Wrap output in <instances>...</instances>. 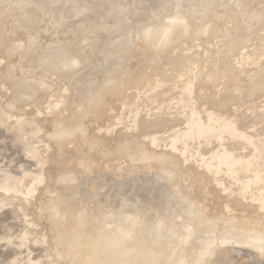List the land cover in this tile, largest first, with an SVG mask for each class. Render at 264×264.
<instances>
[{
	"label": "rangeland",
	"instance_id": "374dc122",
	"mask_svg": "<svg viewBox=\"0 0 264 264\" xmlns=\"http://www.w3.org/2000/svg\"><path fill=\"white\" fill-rule=\"evenodd\" d=\"M86 1L0 0V45H2L3 47L6 46V49L3 48L4 53L6 54L1 52L0 55V264H68L66 256L63 252V248L59 245L54 233L50 231V226L48 221L46 220V215L57 213V218H63L64 214L66 213L65 210L67 209V204L71 202L72 194L67 197L65 196V198L51 197L49 199H46V191H48V185L51 188L57 186L58 178L63 174L67 175L70 169L71 172L74 169L75 173L76 171H78L76 173L78 175H75V173L72 174L70 171V175L68 174V176H78L77 178H73L75 182L71 185L73 186L75 192L79 193V195L74 192L73 196H75L76 198L73 197L72 201H77V194L78 197H81L82 200V203L80 202V204L84 205L85 202L92 203V207H80L81 210H89V208L92 210L88 211V223L83 225V227H85V231L83 230L82 233L81 227L75 228V240L78 239V235L82 236L81 240L85 241L84 239H86L87 242L93 247H95L96 245H98V247H102L104 245L114 247L117 244L116 239H119V242L129 240L133 248V252L137 254L136 257L140 264H161V262L159 261H162L163 264H185L187 262L188 264H191L190 259L193 260V255L202 250V247H204L205 242L204 240H202V238L208 239L210 237H214L216 242L211 243L213 245L210 253L211 255L209 253L207 254V256L205 255L204 257L206 258H202L203 260L205 259L203 263L208 264L209 262L210 264H213L218 254H221L224 259H228V248H225L223 246L224 244H220V239L225 237L226 235L224 231L228 220V223H232L230 221L234 222L235 220L233 219H237L240 214L244 215V210L249 211L250 209H252V211H256H254V213L260 212V209H256L251 205H254L255 203L257 205L261 200V204L264 202V198L260 199V197H264L263 195L261 196V192H263L264 194V0H120L118 3H116L117 7L115 8L116 11L114 14L116 15L114 17V21L102 20L104 16L101 18L100 15L96 14L95 12L93 13V9L97 6V4H99L100 1ZM40 2L42 3V5L40 4ZM200 2L202 4V7L204 5V9L206 5L207 7L212 6L211 12L208 13L207 8L205 14H203L204 11L198 12L200 16H202L200 18L201 21L199 19V14L195 13V15L198 14L196 16H199L197 18L199 19L197 21L198 25H195L196 29L194 30V26H190V28L192 29L188 31L181 38V40L175 43V47H173L174 50L172 49L171 51L170 49L169 51H161L153 49L152 52L149 51L151 54L146 53V56L143 55V57L141 56L137 57L136 59L134 58L135 60H130V63L132 62L131 65L138 66H134L137 69L133 67L129 75L131 76L129 77L130 79L132 78L133 74L136 73V76L134 75L135 77L133 78L135 80L131 81L130 86H128L126 90V94L127 96H129V98H121V100L125 102V105L117 107V101L111 102V105L109 103L110 100H107L108 103L106 102L104 104V109H95V105L92 102H89L90 104L88 103L86 104L87 106H85L88 107L90 105L92 108L85 107V110H83L80 118L76 120L72 112V105L75 100L74 93L72 92L74 91L71 92V90L73 89L68 81L71 76L68 78L62 77L63 79H61V77H58L55 73L53 75L47 74L44 71L40 72L39 70H33L30 66L33 63L31 53H33L34 49H37L38 51L40 50V52L44 54H48L50 48L55 45L54 43H49L48 39L56 40L58 41L57 43H63L64 41H67L70 44L84 39L86 42H84V45L86 47L84 46L82 49H84V51L86 52L88 51V53L84 55V57L86 58V60H88L87 58L89 57V61L94 62L92 64L95 66V69L90 66V63L87 62L88 64L86 66L88 67L86 69L82 70L81 72L80 70L75 71L78 74L75 72L73 74H76L75 76L79 77V79L83 78L81 79V81L88 80V78L96 79L101 75L100 70L102 68L100 67V64L102 63L100 62L102 61L100 59H102L103 56L109 57L107 54V50L110 49V44L118 36L128 31L133 32L132 34L134 36H139L137 28L142 23L149 21V19L151 18L159 19L160 22H164L165 20L166 24H170L172 22V19H170L169 16H166V13L173 12L177 7L178 9H182V11H185L186 9L189 10L192 7H201L199 4ZM195 4L196 6H194ZM4 5L9 8V11L5 9L6 13L3 12L5 8H3ZM22 5L25 6V9L28 8L35 10L38 15V27L41 28V41H39L38 43L36 42L34 35L31 34L34 33V29H23L24 34H21L22 37L18 36L17 31L11 30L13 24H15V21L18 19L21 10L20 7ZM49 7L50 9H48ZM73 7H76V9H74ZM80 8H83L86 11L84 10V12L82 11V13H77ZM226 10H233L238 12L240 14V19L236 22L228 19ZM41 11L43 14L41 13ZM212 11L218 13V17H214L216 14L214 15ZM128 12L131 13L127 14ZM142 15L144 17H142ZM205 15L207 16V18H205L206 22L204 21L203 23L202 20H204L203 17H206ZM212 15L214 16L212 17ZM228 16H230V13H228ZM210 17L213 18V21L210 20ZM225 18H227L228 20ZM58 22L59 25H56L58 24ZM199 22L201 24L200 26ZM181 23L183 25H188L185 18L181 19ZM192 30H194L195 32ZM19 31L20 30H18V32ZM4 32L6 33V36ZM20 32H22V30ZM67 33L70 34L68 35ZM104 34H107L106 37ZM8 36L11 37V39ZM12 37H14V40ZM7 38H9V40ZM3 39L6 41L7 45L4 44V41H2ZM156 39L157 38L154 37V40ZM7 40L10 43L9 48V43ZM17 42H20V44H18ZM29 42H31V45ZM12 43H17L18 46H16V44L15 46H12ZM49 44L50 46L48 47ZM33 45H35L36 48ZM59 46H61V44ZM62 46L61 47L64 50H68V47L66 45L63 44ZM101 47L104 50H100ZM31 49L32 51H30ZM41 49L44 51H42ZM18 51L19 53H17ZM13 52L14 54L12 55ZM15 53L19 55L17 56ZM21 54H23L24 56L27 55V57H29L30 55V57L26 58L22 55V59V57H19L21 56ZM25 59H27V61ZM167 61H169L170 63H168ZM23 62L25 63L23 64L25 68L23 67V65H20ZM96 63L98 64V66ZM142 65L144 68L142 67ZM183 66H185L187 69ZM130 67L131 66H127V71L130 69ZM182 67L187 70L186 73L189 74V79L191 80L190 82L188 79V75L185 74ZM202 67H204V69ZM190 69L193 71L191 72L194 73L192 79L191 76L193 74H190ZM196 71H198V75L196 74ZM181 72H184L183 76L186 75L187 77L185 76V78H187L188 81L185 80V78L182 76L181 78L180 75L179 77L176 76L175 78H180L181 80L183 79L182 82L178 81L175 78H172L176 73L180 74ZM137 75H139L138 78H136ZM160 75H164L167 78L169 76L170 78H172V80L175 79V81H173V86H171V79L168 80L167 78H165L166 82H164L163 80L162 83L160 81V77L162 78V76ZM171 75L173 76L171 77ZM47 76L48 78H46ZM113 76L114 74H111L109 77H111V79L113 80ZM41 79L44 82L41 81ZM48 79L52 80V82ZM162 79H164V77ZM64 80L68 81L69 84L67 83L66 85H69V88L71 90H68L69 88H67L68 86L65 85ZM155 80H157V83L159 84L157 85V83L154 82L156 83L154 84V86L157 85L155 87L156 89H159L160 85L165 83V85L161 86L163 88L159 89L160 91L156 90L154 86H152L153 81ZM159 81L161 82V84ZM174 83L176 84V86H178L174 87ZM150 84L152 85L150 86ZM255 84L261 85L257 90L253 91L252 93H248V87ZM64 85L66 86V89L68 91L65 89ZM52 86H54L55 88L49 89L52 88ZM147 86L149 87L148 89ZM151 87L154 89H151ZM144 89L147 90L146 94H149L150 91L152 92L154 90L152 92L153 94L151 93L152 96L150 95L149 97L148 95H146V97L149 98H145L143 101L141 99H136L135 97L142 96V92ZM68 94H71V96H73L72 99ZM69 98L70 101L66 102H70L72 105L65 102L68 106L65 108L62 107L66 105L61 104V102L63 103L64 100ZM13 102H15V105H13ZM135 108L137 112H134ZM137 108L139 109V112L141 111V114L136 118L137 122H140L142 119L146 120V122L144 123L145 125L141 127V131L144 135L140 134V137L138 136V133L140 131L139 127L136 125H131L132 122L134 123V120L132 119L133 112L138 113ZM63 109H66V112H64ZM67 109L69 110V113L67 112ZM95 111H97L99 115V112L103 111L104 114L101 119L98 118L99 115L97 114V112L95 113ZM207 112L208 114L209 112L210 114L213 112L212 114L220 117L221 120L218 121L219 118L217 119L215 117L217 121H208L209 118V120L213 119L212 117H214L215 115L211 116V114L210 117L209 115H207L209 118L205 119L207 117ZM69 115H71V117ZM141 115H144V117ZM116 116L119 119L116 118ZM91 119L93 120L91 121ZM229 119H231V122H229ZM187 120L194 121V123L198 127H200L199 125H197L198 120V124H201V126L203 124L204 125L202 126V128L200 127V129H198L197 127L196 129L195 126H190L192 122L188 121V123H190H187L189 128H192L190 130H188L189 128L183 130L187 128ZM206 120L209 124H207ZM222 120L227 121L223 122ZM109 123H113L114 125L112 126V133L110 135V138L112 139L107 141L105 144H95V146L93 145L92 147L89 146L87 133H78L77 137H75L74 140L71 141H69L65 137V135L67 136V134L69 133L67 128L71 124L75 126H71L69 127V129L74 128L76 130L78 129V131H86L88 132V134L90 133V136L101 137L104 133V126L108 125ZM210 123H213L215 129L212 128L213 125H210ZM216 123L218 124L216 125ZM65 124L67 125L65 126ZM62 125H64L65 129L67 130H65ZM76 125H78V127ZM215 125L218 127H216ZM82 127H85L86 130L85 128L82 129ZM208 127L210 128V130ZM63 130L65 132H63ZM176 130L177 132L175 133V135H173L172 133H174ZM179 130L181 132H179ZM194 130L196 131V134L194 133ZM61 131L63 135L61 133L59 134V132ZM186 131H190L191 133ZM57 132L59 135L57 134ZM53 133L56 134V138H54L55 134L52 137L51 134ZM178 133L184 134V136L182 137L181 135H178ZM147 134H149L148 136H151L150 134H152V137L154 138L156 144L150 137H146ZM188 134L190 135V137H188ZM49 135H51V137H49ZM82 135H84V137ZM132 135H137L139 139H136V137H133ZM153 135L156 136V139L160 138V141H156L155 136ZM172 135V142L175 140L176 143V139H178L177 143L178 145L180 143V147L184 144H187L186 146L181 147V152L179 151V153H182V155L185 151L184 156H181V158L185 157V160L190 154H194V156L193 154L190 156V160H192L190 165L189 163H186L188 164V166L182 165L181 158H179L181 154H179V157L178 155H174L173 157L171 155L168 157L170 158L169 160L160 155L161 151L170 152L167 145L170 147V140L172 139V137L170 136ZM176 135L179 136V138ZM193 136L194 138H192ZM196 136H198V138H196ZM130 137L133 140L135 139L134 142L137 140L135 143L136 145L130 147L129 149L127 147H123L126 143L122 140L129 141V139L131 140ZM168 137H170L169 140ZM51 138H54V140H51ZM147 138L149 141L147 140ZM184 138L188 139L187 141H190L191 139V142H184ZM119 141H121L120 146H118ZM164 141H166L167 143L169 141L170 142L169 144L166 143L167 145L164 146ZM147 142H152L153 144H148ZM175 143H173V147H170L172 151H175V145L177 147V144ZM137 145H140V147L138 146L140 149L136 148ZM150 145L152 146L150 147ZM153 145L156 148H154ZM142 147L146 151H148L146 154L149 153L148 156H143L144 160H141L139 158L141 156L133 157L127 154V151L132 150V148L133 150H136L134 152H138L137 149L141 150L143 149ZM103 149L105 150L104 154ZM176 151L178 150L176 149ZM224 151L225 153L224 155H222ZM220 152L221 155L219 154ZM150 154L152 155V157L153 154H157L160 158L158 159L157 155L156 157L154 155V157L152 158ZM227 154L228 157L225 156ZM186 155L188 156L186 157ZM217 155L219 159L223 160L222 166L225 167H222L220 164H218L220 160L217 159ZM149 156L151 157V159H149ZM195 156L197 159H199L200 157V161L201 158H203V160L201 161L202 163H199L200 161L198 162L199 165L203 164V162H205L206 160L208 161V163H210L208 165H211V163L213 164L215 160L219 161L215 162L218 164L216 165L217 167L220 166V168L218 167V169L216 170L220 174L216 173L215 171L216 179L214 180V182L211 176L208 174V171H203L202 169L204 168H199L198 163H195L196 165L193 164L194 162H197V159L194 158ZM146 157L149 158L147 159ZM190 157H188V160ZM211 157L213 158L211 159ZM137 158H139L140 160H138ZM169 161L173 162L170 163ZM180 161L181 164L179 165L178 163H180ZM207 161L205 163H207ZM227 161H229L231 164ZM215 162L213 166H215ZM226 162L229 164H227ZM228 165H230V169L228 168V173L225 171V173L228 174L226 175L223 171L226 170L224 168H227ZM166 166L168 167V169L166 168ZM216 166L215 168H217ZM221 169H223V171ZM168 170L169 173L172 170V173H170L171 175L167 173ZM221 173L223 175H221ZM224 176L227 179H225ZM221 177L224 179H222ZM33 178L41 179L43 183H40V185L36 182V180H32V182L31 179ZM209 178L211 182H208ZM34 182L36 183L34 184ZM35 185H40L39 189L36 191L35 189L38 188V186L35 187ZM133 186L135 188H133ZM201 186H203L206 190L207 198L203 200V198L201 197V199H199L200 201H197V198H200L201 196L197 194V192H199L198 189L199 187L201 188ZM242 186L243 188L247 186V191H249L248 193H246L247 191L245 190V194L240 195H244V198L236 196V194L234 195L237 190L242 189ZM222 187L225 188L222 189ZM257 187H259V189L261 188L260 190L263 191H260L259 189H257ZM256 189L259 190L258 194H260V196L255 193L257 192ZM231 192L233 193L230 194ZM249 193H254L255 195H253H257L260 200L257 199L258 197L256 198L257 200L253 199L255 198L253 197V195V198H250L251 195ZM246 194H249V198L248 196H245ZM231 195L236 196L237 199L235 197L231 198ZM183 198L187 199L184 200ZM241 198L243 200L245 199L244 201L248 204H245V202L241 200ZM45 199L47 200V202L45 203V207L48 208H45V212L41 213L39 206ZM58 199L60 200L59 203L61 202L60 205L58 203ZM251 199L254 201H251L250 203L249 200ZM227 201H229V204ZM158 202L160 203L158 204ZM47 203L51 205H48ZM65 203L66 205H64ZM100 205L109 209L112 207L115 209H122V212L119 214L120 217L119 215L117 217L118 220L113 221L108 215L110 213L105 212L102 215L106 214L105 216L107 217H103L101 215L99 216L100 221H94L95 219L92 218H95V216L99 214ZM189 205H191V208H189ZM50 206H52V209L53 207L55 208V210L53 209V212L52 209H50ZM62 206L65 209V212L61 210ZM219 206H221L222 208ZM239 206L240 208H238ZM247 207L250 209H247ZM192 208L194 209L193 212L191 211L193 214L189 213L190 209ZM48 209L51 210L50 213L48 212ZM236 209H239L238 212L236 211ZM240 209L241 212L239 213ZM46 210H48V213L46 212ZM123 210L129 213V215H127V213L125 214V211L123 212ZM263 210L264 209H261V211L264 213ZM219 211L225 213H220ZM62 213L63 215H60ZM123 213L125 215H123ZM213 214L216 216L218 214L216 218L221 217L220 222L218 224H214L215 227H212L213 223L211 224L210 221V219H212V216L215 217ZM234 214L235 218L233 217ZM133 215L135 217H133ZM236 215H238V217H236ZM256 215H258V213ZM56 216H54V218H56ZM106 218L107 220L105 221ZM139 218L144 219V222L141 219L139 220ZM150 218L152 219L153 224L150 222ZM131 219L137 223L133 222ZM238 219L241 220L242 217H239ZM140 221H142L143 223ZM146 221L151 224V227ZM159 222L161 224H159ZM63 223L64 222H60L62 226L60 225L57 229L58 235L61 237L62 235H64L63 240H65L64 238H66L67 240L69 237L68 241H71L72 231H67L69 229H67L66 225ZM139 223H142L144 225L143 227V225L140 224V227L145 228L144 230L148 229L146 231V235H142L145 234V232L142 228H139ZM146 223L148 226L146 225ZM189 223L191 224L189 225ZM195 223L197 226L195 225ZM123 224H125V226ZM199 224L204 225L203 227H201ZM210 224L212 226H210ZM88 225H90V227ZM154 225L156 226V228H158L157 226L159 225H162L164 227L166 225L169 228H165L169 231H167V233L164 227L163 229L153 228V233L148 227L152 228L154 227ZM183 226L184 228H186L187 226V230L191 228L196 233V235L192 230H190L189 232L184 229ZM218 226L220 228H218ZM73 229L74 228H72V230ZM183 229L186 230V232L183 231ZM211 229L215 231L216 236L213 234L214 232L212 233ZM140 230L142 232H140ZM162 230L164 232H162ZM220 230L222 233L220 232ZM126 231L128 232V237L129 235L132 236L131 238L123 236ZM206 231L208 233H206ZM247 231L252 232L254 231V228H247L243 231L245 233V240L248 236L250 240L252 237L251 235L247 234ZM184 233H186V235ZM209 233H211V235H209ZM168 234L170 235L169 239L167 237ZM183 234L186 237H184ZM90 235L92 240H90ZM94 235L97 239L93 237ZM187 236H189L190 238ZM205 236H207V238ZM218 236H220L221 238L219 237L216 239L215 237ZM136 237L139 238V240H141L142 242H138L139 240L137 241ZM144 237L145 239L146 237H148L152 240L147 238V241L144 239ZM197 237H199V239H197ZM154 238L155 240H153ZM177 238L179 241H177ZM185 238H188L189 240L187 239L185 241ZM108 239L113 240H110V242ZM180 239H183L182 241H185V244H180ZM195 239L198 242H196ZM66 240L65 242H67ZM149 240L150 242L152 241V243H150ZM164 240H166L165 244ZM175 240L177 243L174 242ZM145 241L147 242V244H145ZM158 242H161L160 244H162V246L160 244L158 245ZM195 242L197 244H194ZM112 243H114V245ZM143 243L144 245H142ZM214 243H217V245L219 244L222 251H219L220 247L218 246L219 248H217V245H215ZM168 244H171L170 246L172 247L168 246ZM177 244L182 246L179 247ZM198 244L203 246H200ZM137 245H142L144 246V248L141 247L140 249V247H138ZM155 245H157L158 249H156L157 247ZM176 245L179 247V249ZM225 245L229 246L228 244ZM238 245L239 247H237ZM159 246H161L162 249L159 248ZM222 246L224 247L225 252L223 251ZM199 247L201 249H199ZM213 247H215L216 251H218L216 252ZM235 247L238 250H243L244 246L241 244H237ZM235 247L234 249L229 247V250H237ZM195 248L198 249V251ZM252 248L253 247H248L245 249H248L252 252L256 250V247L253 248L254 250H252ZM187 249H190V251H187ZM175 250L179 251L176 252ZM194 250L197 252H195ZM185 251L187 252L185 253ZM213 251L214 254L215 252L217 253V255L215 254V257L212 256L214 255L212 254ZM151 253H153V255H151ZM154 255H157L155 259L153 258L155 257ZM207 257H212V259L210 260L211 262ZM260 257L261 255H258L255 260L259 261L262 258ZM159 258L160 260H158ZM167 260L169 261L167 262ZM180 260H183V263H180L182 262ZM184 260H186L185 263ZM154 261L155 263H153ZM193 262L194 260L192 261V264Z\"/></svg>",
	"mask_w": 264,
	"mask_h": 264
},
{
	"label": "bare ground",
	"instance_id": "6f19581e",
	"mask_svg": "<svg viewBox=\"0 0 264 264\" xmlns=\"http://www.w3.org/2000/svg\"><path fill=\"white\" fill-rule=\"evenodd\" d=\"M2 1V0H1ZM23 1V0H22ZM43 1V0H42ZM60 1V0H59ZM65 1V0H64ZM68 1V0H67ZM72 1V0H71ZM84 1V0H83ZM86 1V0H85ZM120 0H118V1H113L112 3H114L113 5H111L112 6V11H113V13H115V11H116V3H118ZM11 2V1H10ZM30 2V1H29ZM63 2V1H62ZM77 2V1H76ZM87 2V1H86ZM89 2V1H88ZM126 2V1H125ZM27 3V2H26ZM45 3V2H44ZM71 3V2H70ZM95 3H96V1H95ZM14 4V3H13ZM25 4V3H24ZM40 4L42 5V3L40 2ZM39 4V5H40ZM78 4H80V3H78ZM91 4H92V2H91ZM122 4H123V2H122ZM126 4H128V3H126ZM200 4V6L201 7H197V8H190L189 10H185V11H182V9H178V7L177 8H175V10L173 11V12H171V13H166V16H169L170 17V19H172V22L170 23V24H166L165 23V20H164V22H160V20L159 19H156V18H151V19H149V21H147V22H145V23H142L137 29H138V31L137 32H139V36H134L132 33L133 32H126V33H124V34H122V35H120V36H118L115 40H113L112 41V43L110 44V49L109 50H107L108 52H107V54H108V56L109 57H107L105 54V56L106 57H104L103 56V58L102 59H100L102 62H100V63H102V64H100V67L102 68L101 70H100V72H101V75L99 76V77H97L96 79H89L88 78V80H83V81H81V79H83V78H81V79H79V77H76L75 75L76 74H73L75 71H79L80 70V72L82 71V70H84V69H86L88 66H86L88 63H90V66L91 67H95L92 63H94V62H90L89 61V57L87 58L88 60H86V58L84 57V55H86L87 53H88V51L86 52V51H84V49H82L85 45H84V42H85V40L84 39H81L80 41H78V42H75V43H73V44H70L69 42H67V41H64L63 43H57L58 41H56V40H53V39H48V42L49 43H54L55 45H53L51 48H50V50H49V53L48 54H44V53H42V52H40V50L38 51L37 49V51L34 49L33 50V53H31V57H32V60H33V63L30 65L31 66V68L33 69V70H39L40 72L41 71H44V72H46L47 74H56L58 77H61V79H63L62 77H64V78H68V77H70V79L68 80L69 81V83H70V85H71V87H72V89L73 90H71L70 88H69V85H66L67 83H68V81H65V85L66 86H68L67 88H69L68 90H71V92L72 91H74V92H72V93H74V97H75V100H74V102H73V105L70 103V105H72V112H73V114H74V116H75V118H76V120H78L79 118H80V116L82 115V112H83V110H85V107L87 106L86 104H88L89 102H92L94 105H95V109H98V108H103V106H104V108H105V103L107 102V100H110V104L112 105V103L111 102H116L117 101V104H116V106L118 107V106H121V105H125V102L124 101H122L121 100V98H123V97H125V98H129V96H127V94H126V90H127V88H128V86H130V83H131V81H134L135 79H133L135 76H136V73L135 74H133V76H132V78H130L129 79V77H131V76H129L130 75V73H131V69H133V67L134 66H136V65H131L132 64V62L130 63V60L131 59H136L137 57H143V55H145L146 53H150L149 51H151L152 52V50L153 49H157V50H161V51H169L170 49H171V51H172V49H173V47H175L174 45H175V43L177 42V41H179V40H181V38L188 32V31H190L192 28H190V26H194V30L196 29V27H195V25H198L197 24V21L202 17V16H200V14L198 13V12H202V11H204L203 12V14H205V12H206V10H207V12L208 13H210L211 12V7H207V5L205 6V9L203 8L204 7V5H203V7H202V4H201V2L199 3ZM198 4V5H199ZM7 5V4H6ZM16 5H18V4H16ZM73 5V4H72ZM26 6H28V5H26ZM71 6V5H70ZM194 6H196V4L194 5ZM216 6V5H215ZM5 7V8H4ZM25 6L24 5H22L21 7H20V13H19V16H18V19L15 21V24H13V26H12V28H11V30L12 31H17V34H18V36H21V34L23 33V29L24 30H31V29H34V33H31V34H33L34 35V38L36 39V42L38 43L39 41H41V38H40V36H41V28H39L38 27V25H39V19H38V15H37V13H36V11L35 10H33V9H28V8H24ZM90 7V6H89ZM123 7V6H122ZM3 8H4V13H6L5 12V9H9L7 6H3ZM71 8V7H70ZM74 8V7H73ZM207 8V9H206ZM2 9V8H1ZM48 9H50V7L48 8ZM72 9V8H71ZM74 9H76V7L74 8ZM78 9V8H77ZM118 9V8H117ZM125 9V8H124ZM6 10V11H7ZM37 10V9H36ZM55 10V9H54ZM97 11V9H93V11ZM9 11V10H8ZM40 11V10H39ZM53 11V10H52ZM56 11V10H55ZM58 11H59V9H58ZM57 11V12H58ZM61 11H63V10H61ZM71 11V10H70ZM86 11V10H85ZM51 12V11H50ZM75 12V11H74ZM84 12V11H83ZM213 13H214V15H212V17L214 16V17H216L217 16V14L218 13H215L214 11H212ZM2 13V12H1ZM41 13H42V11H41ZM52 13V12H51ZM76 13V12H75ZM74 13V14H75ZM82 13V12H81ZM88 13V12H87ZM94 13V12H93ZM126 13V12H125ZM129 13H131V12H128L127 14H129ZM183 13H184V15H183ZM195 13H198L199 14V16H196V15H198V14H196L195 15ZM225 13V12H224ZM228 13H230V16H228ZM3 14V13H2ZM43 14V13H42ZM50 14V13H49ZM124 14V13H123ZM212 14V13H211ZM210 14V15H211ZM226 14H227V18L228 19H230V20H233V22H236V21H238L240 18V14L238 13V12H236V11H233V10H230V11H228V10H226ZM7 15H9V14H7ZM52 15V14H51ZM51 15H50V17H51ZM73 15V14H72ZM115 15L116 14H114V17H115ZM122 15V14H121ZM201 15H202V13H201ZM207 15V14H206ZM205 15V16H206ZM5 16V15H4ZM14 16H15V14H14ZM43 16V15H42ZM53 16V15H52ZM61 16V15H60ZM66 16H67V13H66ZM79 16V15H78ZM77 16V17H78ZM86 16V15H85ZM84 16V17H85ZM204 16V15H203ZM142 17H144L143 15H142ZM185 18L186 19V22H187V24L188 25H183L182 23H181V19H183V18ZM199 17V19H197ZM212 17H210L211 19L210 20H212L213 18ZM218 17V16H217ZM61 18V17H60ZM67 18V17H66ZM74 18V17H73ZM73 18H71V19H73ZM86 18V17H85ZM134 18V17H133ZM204 18V20H202V22L204 23V21L206 22V19L205 18H207V16L206 17H203ZM202 18V19H203ZM221 18V17H220ZM227 18H225V19H227ZM8 19V18H7ZM53 19H55V18H53ZM165 19H167V18H165ZM215 19V18H214ZM227 19V20H228ZM60 20V19H59ZM126 20V19H125ZM133 20V19H132ZM162 20V19H161ZM6 21V20H5ZM141 21V20H140ZM200 21H201V19H200ZM213 21V20H212ZM3 22V21H2ZM133 22V21H132ZM137 22V21H136ZM201 22V23H202ZM214 22H215V20H214ZM6 23V22H5ZM138 23V22H137ZM2 24V23H1ZM47 24V23H46ZM56 24V23H55ZM79 24V23H78ZM77 24V25H78ZM82 24V23H81ZM132 24V23H131ZM134 24V23H133ZM210 24V23H209ZM213 24V23H212ZM9 25V24H8ZM12 25V24H11ZM54 25V24H53ZM56 25H59V22H58V24H56ZM55 25V26H56ZM76 25V26H77ZM87 25V24H86ZM201 24H200V22H199V26H200ZM4 26V25H3ZM85 26V25H84ZM134 26V25H133ZM213 26V25H212ZM9 27V26H8ZM6 28H7V26H6ZM81 28H83V27H81ZM198 28H201V27H198ZM2 29V28H1ZM134 29V28H133ZM211 29V28H210ZM213 29V28H212ZM7 30V29H6ZM18 30H22V32H18ZM194 30H192V31H194ZM2 31V30H1ZM55 31V30H54ZM60 31V30H59ZM210 31V30H209ZM26 32V31H25ZM48 32V31H47ZM46 32V33H47ZM68 32V31H67ZM70 32V31H69ZM195 32V31H194ZM5 33V32H4ZM60 33V32H59ZM71 33V32H70ZM69 33V34H70ZM20 34V35H19ZM24 34V33H23ZM26 34H27V32H26ZM68 34V33H67ZM68 34V35H69ZM72 34V33H71ZM78 34V33H77ZM76 34V35H77ZM135 34V33H134ZM189 34H190V32H189ZM12 35V34H11ZM15 35V34H14ZM28 35V34H27ZM63 35V34H62ZM65 35V34H64ZM105 35V34H104ZM107 35V34H106ZM106 35H105V37H106ZM192 35V34H191ZM5 36H6V33H5ZM32 36V35H31ZM71 36H73V35H71ZM9 37V36H8ZM22 37V36H21ZM20 37V38H21ZM65 37H67V36H65ZM69 37V36H68ZM154 37H156L157 39L156 40H154ZM10 39H11V37H9ZM9 38H7L8 40H9ZM13 38V40H14V37H12ZM31 38V37H30ZM108 38V37H107ZM4 39H6V38H4ZM2 40V41H4V44H6V41L5 40ZM22 39H24V38H22ZM32 39V38H31ZM30 39V40H31ZM7 40V41H8ZM25 40H26V38H25ZM33 40V39H32ZM10 41H12V40H10ZM28 41V40H27ZM32 42H34V41H32ZM35 42V43H36ZM8 43H9V41H8ZM18 43V42H17ZM17 43H15L16 44V46H18L17 45ZM30 43V45H31V42H29ZM28 43V44H29ZM36 43V44H37ZM41 43V42H40ZM86 43V42H85ZM2 44H3V42H2ZM13 44V43H12ZM15 44H13L12 46H15ZM18 44H20V42L18 43ZM21 44H23V43H21ZM25 44H26V42H25ZM34 44V43H33ZM35 44V45H36ZM61 44V46L64 44V45H66L67 47H68V50H64L61 46H59ZM230 44H232V43H230ZM7 45V44H6ZM35 45H33L34 47H35ZM104 45H105V43H104ZM9 46H10V43L8 44V48H9ZM11 46V47H12ZM25 46V45H24ZM50 46V44L48 45V47ZM32 47V46H31ZM41 47H42V44H41ZM47 47V46H46ZM62 49H61V48ZM86 47V46H85ZM226 47H228V46H226ZM3 48H5L6 49V46L5 47H3L2 45H0V55H1V52H3L4 53V49ZM14 48V47H13ZM27 48H28V46H27ZM36 48V47H35ZM38 48V47H37ZM45 48V47H44ZM19 49H20V47H19ZM24 49V48H23ZM30 49V48H29ZM33 49V48H32ZM32 49L30 50V51H32ZM40 49V48H39ZM46 49V48H45ZM49 49V48H48ZM28 50V49H27ZM42 50V49H41ZM100 50H104L102 47H101V49ZM174 50V49H173ZM8 51H9V49H8ZM8 51H6V52H8ZM42 51H44V50H42ZM46 51V50H45ZM225 51V50H224ZM21 52V51H20ZM25 52H28V51H25ZM92 52V51H91ZM17 53H19V51L17 52ZM17 53H15L16 55H17ZM104 53H105V51H104ZM4 54H6V53H4ZM14 54V52L12 53V55ZM26 54V53H25ZM93 54V53H92ZM151 54V53H150ZM149 54V55H150ZM19 55V54H18ZM17 55V56H18ZM22 55L23 54H21V56H19V57H22ZM24 56V55H23ZM146 56V55H145ZM4 57V56H3ZM24 57H26V58H29L30 57V55H29V57H27V55L26 56H24ZM147 57H148V55H147ZM146 58V57H145ZM144 58V59H145ZM22 59H23V57H22ZM91 59V58H90ZM93 59V58H92ZM134 59V60H135ZM141 59V58H140ZM143 59V58H142ZM26 61H27V59H25ZM146 60V59H145ZM149 60V59H148ZM23 61V60H22ZM28 61H29V59H28ZM31 61V60H30ZM141 61V60H140ZM25 62V61H24ZM21 63L20 65L22 66L23 64H25V63ZM88 62V63H87ZM149 62V61H148ZM168 63H170L169 61H167ZM136 63V62H135ZM134 63V64H135ZM147 63V62H146ZM97 64V63H96ZM129 64V65H128ZM143 64V63H142ZM183 64V63H182ZM165 65V64H164ZM172 65H174V64H172ZM8 66V65H7ZM9 66H11V65H9ZM97 66H98V64H97ZM96 66V67H97ZM127 66H131L130 67V69L127 71ZM138 66V65H137ZM136 66V67H137ZM170 66V65H169ZM176 66V65H175ZM4 67H5V65H4ZM23 67H24V65H23ZM142 67H143V65H142ZM146 67V66H145ZM183 67H185V66H183ZM182 67V69H183V71L185 72V74H187L186 72H187V68L186 69H184ZM7 68V67H6ZM11 68V67H10ZM18 68V67H17ZM25 68V67H24ZM135 68V67H134ZM144 68V67H143ZM203 69H204V67H202ZM8 69V68H7ZM7 69H6V71H7ZM95 69V68H94ZM135 69H137V68H135ZM192 69V68H191ZM190 69V74H193L192 76H191V79L193 78V76H194V73H192L193 71ZM202 69V70H203ZM162 70V69H161ZM186 70V71H185ZM95 71V70H94ZM99 71V70H98ZM134 71V70H133ZM163 71V70H162ZM179 71V70H178ZM177 71V72H178ZM182 71V70H181ZM192 71V72H191ZM97 72V71H96ZM166 72V71H165ZM180 72V71H179ZM184 72H181L182 73V75H181V73L179 74V73H176V74H178V75H176L175 74V76L174 77H172L173 75H171V77L172 78H175L176 76H178L179 77V75H180V77L182 76V77H184L185 78V76H183L184 75ZM197 72L198 71H196V74H197ZM201 72V71H200ZM199 72V73H200ZM75 73H77V72H75ZM167 73V72H166ZM73 74V75H72ZM78 74V73H77ZM111 74H114V78H113V80L111 79V77H109ZM164 74V73H163ZM169 74H172V73H169ZM208 74V73H207ZM98 75V74H97ZM135 75V76H134ZM188 75V79L190 78L189 77V74H187ZM198 75V74H197ZM204 75V74H203ZM138 76L139 75H137V77L136 78H138ZM160 76H162V75H160ZM168 76V75H167ZM86 77V76H85ZM88 77V76H87ZM164 77V79H162ZM181 77V78H182ZM187 77V76H186ZM203 77V76H202ZM46 78H48V76L46 77ZM46 78H45V80H46ZM51 78V77H50ZM162 78L160 77V81L162 82L163 80H164V82H166L165 81V78H167V77H165L164 75L162 76ZM172 78H170L169 76H168V80H172ZM206 78H208V77H206ZM210 78V77H209ZM162 79V80H161ZM175 79H177L178 81H181L182 82V80L180 79H178V78H175ZM175 79H173L172 80V83H171V81H170V83L172 84L171 86H173V81H175ZM36 80H38V79H36ZM48 80H50V79H48ZM67 80V79H66ZM159 80V79H158ZM185 80H187V78H185ZM184 80V81H185ZM200 80V79H199ZM211 80H212V78H211ZM41 81H43L42 79H41ZM51 82H52V80H50ZM159 81V82H160ZM188 81V80H187ZM191 80L189 79V82H190ZM195 81V80H194ZM44 82V81H43ZM42 82V83H43ZM154 82H156L157 83V80H155V81H153V85L152 84H150V86L152 85V86H154V84H156V83H154ZM161 82H160V84H161ZM64 83V82H63ZM68 83V84H69ZM163 83V82H162ZM168 83V82H167ZM178 83H180V82H178ZM15 84H17V83H15ZM14 84V85H15ZM175 84V83H174ZM176 84H177V82H176ZM176 84L174 85V87L176 86ZM187 84V83H186ZM44 85V84H43ZM42 85V86H43ZM52 85V84H51ZM55 85V84H54ZM64 85V86H65ZM157 85H159L158 83H157ZM157 85H155L154 86V88L157 86ZM162 85H165V83L164 84H162ZM162 85H160V87H159V89H161V88H163V87H161ZM260 85L261 84H255V85H253V86H250V87H248V93H252L253 91H255V90H257L259 87H260ZM17 86V85H16ZM66 86H65V89H66ZM178 86V85H177ZM176 86V87H177ZM18 87V86H17ZM50 87V86H49ZM188 87V86H187ZM53 88H55L54 86H52V88H49V89H53ZM64 88V87H63ZM146 88V87H145ZM149 87L147 86V89H148ZM154 88H152L151 87V89H154ZM156 89V88H155ZM159 89H156V90H159ZM67 90V89H66ZM67 90V91H68ZM156 90H155V92H156ZM144 91H145V93H144ZM146 89H144L143 90V92H142V96L141 97H135L136 99H138V100H144L145 98H149L150 97V95H151V93L154 91H150V93L149 94H146ZM160 91V90H159ZM153 94V93H152ZM69 95V94H68ZM146 95H148L149 97H146ZM69 96H71V94L69 95ZM69 96H67V97H69ZM152 96V95H151ZM72 97L73 96H71V99H72ZM14 99V98H13ZM12 99V100H13ZM131 99H132V97H131ZM151 99V98H150ZM11 100V101H12ZM119 100H121V101H119ZM149 100V99H148ZM68 101H70V98L69 99H66V100H64V102L62 103L61 102V104H65L66 105V103ZM66 102V103H65ZM72 102V101H71ZM14 103V104H13ZM13 103H10V104H13V105H15V102H13ZM69 103H67V104H69ZM108 103V102H107ZM90 104V103H89ZM119 104V105H118ZM60 105V104H59ZM70 105H69V107H70ZM86 105V106H85ZM92 105V104H91ZM29 106H31V105H29ZM68 105H66V106H62V107H67ZM93 106V105H92ZM115 106V107H116ZM18 107V106H17ZM61 107V106H60ZM61 107V108H62ZM69 107H68V109H69ZM89 108L91 107L90 105L88 106ZM88 107H86V108H88ZM110 107H112V106H110ZM114 107V108H115ZM30 108V107H29ZM92 108V107H91ZM103 108V109H104ZM31 109V108H30ZM32 109H33V107H32ZM67 109V110H68ZM138 109V108H137ZM143 109V108H142ZM141 109V110H142ZM28 110V109H27ZM35 110V109H34ZM33 110V111H34ZM64 110V109H63ZM66 110V109H65ZM64 110V112H66ZM61 111H62V109H61ZM94 111V110H93ZM100 111H101V109H100ZM147 111V110H146ZM68 113H69V110L67 111ZM97 111H95V113H96ZM134 112H137L136 111V108L134 109ZM133 112V120H134V123L132 122V124L131 125H136V126H138L139 127V129H140V131H139V137L141 136V135H144L143 134V132L141 131V127H143V125H145L144 123L146 122V120H144V119H142L140 122H137V120H136V118L141 114V111L139 112V109H138V113H134ZM94 113V114H95ZM100 113V115L98 114V112H97V114L100 116H98V118L99 119H101L102 118V116H103V111L102 112H99ZM213 113V112H212ZM211 113V114H212ZM216 113V112H215ZM84 114H86V113H84ZM137 114V115H136ZM210 112H209V114H208V112H207V114H206V116L207 115H209V117H210ZM145 115V114H144ZM144 115H141V116H143L144 117ZM147 115V114H146ZM213 115H215V114H212L211 116H213ZM70 117H71V115H69ZM85 116V115H84ZM88 116V115H87ZM95 116V115H94ZM136 116V117H135ZM140 116V117H141ZM96 117V116H95ZM208 116L205 118V119H207V118H209ZM218 119V121H220L221 120V118L220 117H218V116H214V117H212L213 119H211V120H209L208 119V121H210V122H212V120H213V122H214V120H216V118ZM74 118V119H75ZM97 118V119H98ZM115 118V117H114ZM116 118H118L117 116H116ZM94 119H96V118H94ZM119 119V118H118ZM118 119H116V120H118ZM47 120H48V117H47ZM84 120V119H83ZM93 119H91V121H92ZM115 120V119H114ZM132 120V121H133ZM161 120V119H160ZM159 120V121H160ZM230 120V121H229ZM228 121L229 122H231V119H229ZM80 121V120H79ZM90 121V122H91ZM188 121L189 122H192V123H194V121H190V120H187L186 121V124L188 123ZM197 121V120H196ZM201 121V120H200ZM207 121V120H206ZM208 121H207V124H209L208 123ZM217 121V120H216ZM223 121V120H222ZM225 121H227V120H225ZM225 121H223V122H225ZM88 122V121H87ZM50 123V122H49ZM74 123V122H73ZM77 123V122H76ZM153 123H156V122H153ZM190 124V123H188V124H190V126L191 125H193V126H195V128L197 129V127L198 126H196V124L194 123V124ZM199 123V120L197 121V125H199L201 128H202V126L204 125H202L201 126V124H198ZM218 123H220V122H218ZM218 123H216V125L218 124ZM78 124H79V122H78ZM188 124L186 125L187 126V128H185V129H183V130H186V129H188L189 128V126H188ZM215 124V123H214ZM221 124H222V122H221ZM67 124H65V126H66ZM85 125V124H84ZM157 125H159V124H157ZM157 125H155V126H157ZM166 125H168V124H166ZM206 125V124H205ZM210 125H213V123L211 124L210 123ZM215 125V126H216ZM224 125H225V123H224ZM227 125V124H226ZM63 126V128L65 129V127H64V125H62ZM71 126H75V125H70L69 127H71ZM77 127H78V125H76ZM80 126V125H79ZM87 126V125H86ZM85 126V127H86ZM112 126H114L113 125V123L111 124V123H109L108 125H106V126H104V128H103V134H102V136L101 137H99L98 135V137H94V136H90L89 134H88V132H86V131H78V129L76 130V129H74V128H70L69 129V127L67 128L68 129V131H69V133L67 134V136L65 135V137L69 140V141H71V140H74V138L75 137H77V134L78 133H80V134H84V133H87V136H88V138H87V140H88V145L89 146H95V144H105L107 141H109V140H111L112 138H110L111 136V133H112ZM148 126V125H147ZM221 126V125H220ZM77 127H75V128H77ZM85 127H82V129L83 128H85ZM91 127V126H90ZM162 127V126H161ZM200 127H198V129H200ZM212 127V126H211ZM216 127H218V126H216ZM165 128H166V126H165ZM192 127H190L188 130H190ZM206 128H207V126H206ZM209 128V127H208ZM212 128H214V125H213V127ZM226 128V127H225ZM67 129H65V130H67ZM74 129V130H73ZM193 129H194V127H193ZM192 129V130H193ZM215 129V128H214ZM85 130H86V128H85ZM167 130V129H166ZM182 130V131H183ZM192 130H191V132H192ZM209 130H210V128H209ZM205 131V130H204ZM203 131V132H204ZM206 131H208V130H206ZM63 132H65L64 130H63ZM67 132V131H66ZM177 132V130L174 132V133H172L173 135H175V133ZM179 132H181L180 130H179ZM186 132H189V133H191L190 131H186ZM196 131L194 130V133H195ZM62 134V131L61 132H59V134ZM183 133V132H182ZM184 133H185V131H184ZM199 133V132H198ZM207 133V132H206ZM55 133H53V134H51L52 135V137H53V135H54ZM57 134H58V132H57ZM58 134V135H59ZM141 134V135H140ZM193 134V133H192ZM191 134V135H192ZM196 134V133H195ZM200 134V133H199ZM198 134V135H199ZM205 134V133H204ZM51 135H49V137H51ZM58 135H57V137H58ZM63 135V134H62ZM86 135V134H85ZM137 135L136 136H133V137H136V139L138 138L137 137ZM149 134H147L146 135V137L148 136ZM151 136H148V137H150L153 141H154V138L152 137V134H150ZM173 135L172 136H170V137H172V139L170 140L171 142H172V140H173ZM178 135H181L182 137L184 136V134H179L178 133ZM186 135V134H185ZM189 135V134H188ZM83 137H84V135H82ZM131 136V137H132ZM153 136H155V135H153ZM177 136V135H176ZM200 136V135H199ZM202 136V135H201ZM60 137H61V135H60ZM130 137V138H131ZM170 137H168V140H169V138ZM178 138H179V136H177ZM188 137H190V135L188 136ZM187 137V138H188ZM54 138H56V134H55V137ZM54 138L52 139L51 138V140H54ZM149 138V139H150ZM192 138H194V136L192 137ZM196 138H198V136H196ZM139 139V138H138ZM144 139V138H143ZM155 139H156V136H155ZM185 139V138H184ZM190 139V138H189ZM133 139L131 138V140L129 139V141L128 140H122V141H124L126 144H125V146H123V147H127L128 149L130 148V147H133V146H135L136 144V141L134 142V140L132 141ZM147 140H148V138H147ZM160 141V138L159 139H156V141ZM180 140H183V139H180ZM188 139H185V141L184 142H186ZM193 140V139H192ZM149 141V140H148ZM167 141V140H166ZM166 141H164V143H163V145L165 146V145H167V144H169V142L167 143ZM177 141H178V139H176V143H175V140L171 143L170 142V147H173L174 146V144L173 143H175V144H177V147H179V148H177L176 147V145H175V148L178 150V151H176V149H174L175 151H172V149L167 145V147L169 148V150H170V152H163V151H161L160 152V155L162 156V157H165V159L167 158V160H169L170 158H168L169 156H171L172 155V157L174 156V155H178V157H179V154H181L180 155V157L179 158H181V156H184V152H183V155H182V153H179V151L181 152V147H183V146H186L185 144L183 145V144H181V145H183V146H179L180 145V143H179V145H178V143H177ZM196 141V140H195ZM155 142V141H154ZM181 142V141H180ZM188 142H191V139H190V141H187V143ZM84 143V142H83ZM82 143V144H83ZM148 143V142H147ZM146 143V144H147ZM151 144H153L152 142H150ZM150 143H148V144H150ZM159 143V142H158ZM167 143V144H166ZM155 144H156V142H155ZM173 144V145H172ZM121 145V141H119L118 142V146H120ZM172 145V146H171ZM140 147V145H137L136 146V148H139ZM152 145H150V147H151ZM154 146V145H153ZM89 148V147H88ZM143 148V147H142ZM154 148H156L155 146H154ZM135 149V148H134ZM140 149V148H139ZM139 149H137L138 150V152H134V151H136V150H133V148H132V150H128L127 152H125V153H127V154H129V155H131V156H133V157H139V156H141V157H139L141 160H144V158H143V156L145 157L146 155L148 156V154H146L148 151H146L144 148L143 149H141V150H139ZM186 149V148H185ZM184 149V150H185ZM104 150V149H103ZM100 152H102V151H100ZM99 152V153H100ZM151 152V151H150ZM105 153V150H104V152H103V154ZM113 153V152H112ZM191 153V152H190ZM224 153H225V151L223 152V154L222 155H224ZM102 154V153H101ZM187 154V153H186ZM193 154V153H192ZM192 154H190L189 156L188 155H186V157L188 156V157H190ZM220 155H221V152L219 153ZM128 155V156H129ZM154 155H155V157H156V155L157 154H153V157H154ZM150 156L152 157V155L150 154ZM149 156V157H150ZM193 156H194V154H193ZM226 157H228V154L227 155H225ZM111 157V156H110ZM148 157V158H149ZM151 157L149 158V159H151ZM152 157V158H153ZM157 157H158V159L160 158L159 157V155H157ZM188 157H187V159H185L184 160V158L185 157H182L183 158V160H182V158H181V161H182V165H186V166H188V164H186V163H189V165H190V163H191V161L192 160H190L191 159V157L189 158V160H188ZM139 158H137L138 160H140ZM147 158V157H146ZM147 158V159H148ZM194 158H196V156L194 157ZM194 158H192V159H194ZM213 157H211V159H212ZM162 159V158H161ZM174 159V158H173ZM197 159V158H196ZM195 159V160H196ZM199 159H200V157H199ZM199 159H197L196 161L197 162H192L193 164H195V163H198L200 160ZM208 159V158H207ZM210 159V158H209ZM210 159V160H211ZM217 159H219V157H218V155H217ZM223 159V158H222ZM120 160V159H119ZM164 160V159H163ZM194 160V161H195ZM203 160V158H201V161ZM214 160H215V158H214ZM220 160V162L219 161H217V160H215L216 162H219L218 164H220L221 166L223 165L222 164V161L223 160H221V159H219ZM156 161H158V160H156ZM166 161V160H165ZM176 161H177V158H176ZM181 161H180V163H178L179 165L181 164ZM199 162V163H202V162ZM207 161V160H206ZM205 161V162H206ZM214 161V162H215ZM224 161H225V159H224ZM229 161H231V160H229ZM229 161H227V162H229ZM170 163H172L171 161H169ZM178 162H179V160H178ZM205 162H203V164H201V165H199V163H198V167L200 168H204V169H202L203 171L204 170H206V171H208V174L211 176V178L213 179V182H214V180L216 179V177H215V174L216 173H218V171H216L217 169H218V167L220 168V166H216V165H218L216 162V164H215V166L217 167V168H215V166H213V164H214V162H213V164L211 163V165L214 167H212L211 165H208V164H210V163H208V161H207V163H205ZM226 162V163H227ZM177 163V162H176ZM205 163V164H204ZM224 163V162H223ZM230 163V162H229ZM229 163H227V164H229ZM234 163V162H233ZM177 164V165H178ZM226 164V165H227ZM231 164V163H230ZM166 165H167V163H166ZM178 165V166H179ZM196 165V164H195ZM75 166V165H74ZM76 166H77V164H76ZM75 166V167H76ZM168 166H169V164H168ZM171 166V165H170ZM230 165H228V167L227 168H224V169H226V170H224L223 171V169H221L224 173H225V171L227 172V171H229V169H230V167H229ZM235 166V165H234ZM83 167V166H82ZM172 167V166H171ZM181 167V166H180ZM222 167H225V166H222ZM221 167V168H222ZM164 168V167H163ZM166 168L168 169V167L166 166ZM229 168V169H228ZM165 169V168H164ZM173 169V168H172ZM228 169V170H227ZM75 170V169H74ZM74 170L71 172V169L69 170L72 174H74L75 172H74ZM170 170V169H169ZM169 170H168V172L167 173H169ZM201 170V169H200ZM232 170V169H231ZM69 171H68V174H69ZM177 171H179V170H177ZM215 171H216V173H215ZM220 171V170H219ZM78 171H76V173H77ZM191 172V171H190ZM190 172H188V173H190ZM221 172V171H220ZM75 173V175H78V174H76ZM170 173H172V170H171V172ZM169 173V174H170ZM207 173V172H206ZM228 173V172H227ZM227 173H225L226 175H228ZM68 174L67 175H62V176H60L59 178H58V185L57 186H55L54 188H51L49 185L47 186V189H48V191H46V194H47V196H46V199H49V198H51V197H64L65 198V196L67 197V196H69L70 194H72V199H71V202H69L68 204H67V209L65 210L64 208H63V206L61 207V210H63V212H65L66 211V213L64 214V217L63 218H60V217H58L57 218V216H56V214L57 213H55V214H49V215H46V220L48 221V223H49V226H50V231L52 232V233H54V235H55V237L57 238V241H58V243H59V245L63 248V252H64V254H65V256H66V260H67V262H68V264H140V262H138V260H137V254L136 253H134L133 252V248H132V246H131V244H130V242H129V240H124V241H122V242H119L118 240L119 239H116L115 241L117 242V244H116V242H115V246L114 247H109L108 245H104V246H102V247H98V245H96L95 247H93V246H91L88 242H87V240L86 239H84L85 241H83V240H81L82 239V236H79L78 235V239L77 240H75L74 239V236H75V228H77V227H81V232L83 233V230H84V228L85 227H83V225L84 224H86V223H88V221H87V218H88V211H90V210H92V209H90L89 208V210H86V209H84L85 207H92V203L90 202H85L84 203V205H82V204H80V202L82 203V200H81V197H78V195H79V193H77V192H75V190H74V188H73V186L71 185L72 183H74L75 182V180L73 179V178H77L78 176H68ZM218 174H220V173H218ZM217 174V175H218ZM70 175V174H69ZM171 175V174H170ZM195 175H196V173H195ZM199 175V174H198ZM221 175H223L222 173H221ZM194 177H196V176H194ZM197 177H199V176H197ZM207 177V176H206ZM41 178V177H40ZM208 178V177H207ZM222 178V177H221ZM224 178H225V176H224ZM224 178H222V179H224ZM42 179V178H41ZM41 179H36V178H33V179H31V181L33 180H36V182L37 183H43L42 182V180ZM225 179H227V178H225ZM77 180V179H76ZM206 180V179H205ZM32 181V182H33ZM220 181V180H219ZM223 181V180H222ZM36 182H34V184L36 183ZM208 182H211L210 181V178H209V181ZM40 184V185H41ZM220 184V183H219ZM33 185V184H32ZM40 185H35V187H37L38 186V188H36L35 189V191L36 190H38L39 189V187H40ZM118 186V185H117ZM121 186V185H120ZM221 186V185H220ZM227 186V185H226ZM119 187V186H118ZM128 187H130V186H128ZM228 187V186H227ZM227 187H226V189H227ZM241 187V186H240ZM239 187V188H240ZM133 188H135L134 186H133ZM223 188H225V187H222V189ZM219 189V188H218ZM248 189H249V187H248ZM257 189H259V187H257ZM256 189V190H257ZM261 189V188H260ZM259 189V190H260ZM263 189V188H262ZM34 190V189H33ZM50 190V191H49ZM217 190V189H216ZM220 190H221V187H220ZM229 190V189H228ZM247 191V186L246 187H244L243 188V186H242V189H240V190H237V192L236 193H234V195L236 194V196H240V195H242V194H245L244 193V191ZM250 190H254V189H250ZM259 190H257V192H255L256 194H258L259 193ZM198 191L199 192H197V194H199V195H201L200 196V198H197V201H200L199 199H201V197L203 198V200L204 199H206L207 198V192H206V190L204 189V187L203 186H201V188L199 187V189H198ZM227 191V190H226ZM225 191V192H226ZM236 191V190H235ZM234 191V192H235ZM245 191V192H246ZM260 191H263V190H260ZM48 192V193H47ZM77 193L76 194V196H77V201H75V202H73L72 200H73V197H75V196H73V193ZM214 192V191H213ZM215 192H217V191H215ZM219 192V191H218ZM249 191H247L246 193H248ZM27 193V192H26ZM29 193V192H28ZM116 193V192H115ZM233 192H231L230 194H232ZM87 194H89V193H87ZM219 194V193H218ZM229 194V195H230ZM250 195H251V197L250 198H253V197H255V198H253V199H256L258 196L256 195V196H254L252 193H249ZM249 194L247 195H245V196H248V198H249ZM29 195V194H28ZM32 195V194H31ZM115 195V194H114ZM199 195H198V197H199ZM228 195V196H229ZM252 195H253V197H252ZM259 196H260V194H258ZM264 196V194H263V192H261V196ZM81 196V195H80ZM216 196V195H215ZM236 196H233V195H231L230 197L232 198H236L237 199V197ZM244 196V195H243ZM243 196H240V197H242V198H244ZM114 197V196H113ZM183 197V196H182ZM182 197H180V198H182ZM187 197V196H186ZM76 198V197H75ZM100 198V197H99ZM219 198V197H218ZM221 198V197H220ZM241 198V200H243ZM248 198H246V199H248ZM262 198H264V197H260V199H262ZM44 200L41 204H40V206H39V209H40V211H41V213H43V212H45V203L47 202V200ZM67 199V198H66ZM70 199V198H69ZM184 199V198H183ZM182 199V200H183ZM185 199H187V198H185ZM184 199V200H185ZM223 199V198H222ZM235 199V200H236ZM257 199H259V197L257 198ZM256 199V200H257ZM259 199V200H260ZM141 200V199H140ZM143 200V199H142ZM154 200V199H153ZM224 200V199H223ZM223 200H221V201H223ZM227 200H229V199H227ZM245 200V199H244ZM243 200V201H244ZM255 200V201H256ZM264 200V199H263ZM49 201V200H48ZM59 199H58V203H59ZM234 201V200H233ZM251 201H254V200H249V202L251 203ZM262 201V200H261ZM261 201H260V203L259 204H257L256 205V203L254 204V205H251V206H253L254 208H256V209H260L259 211L260 212H257L258 213V215H256L257 213H254V211L255 210H253L252 211V209H250V208H248L247 207V209H250L249 211L248 210H244L245 212H244V215L242 214H240L239 215V217H242V219L241 220H239L238 218V215H236V217H238L237 219H233V220H235L234 222L233 221H230V222H232V223H228L229 222V220H228V222H227V225L225 226V237H223V238H221L220 236H218V237H215L216 239L217 238H221L220 239V244L222 245V244H224L223 246L226 248H228V250L227 251H229L228 252V259H224V257L221 255V254H218L217 255V251H216V249H215V247H213L214 248V250L216 251L215 252V254L217 255L216 256V259H215V261H214V263L213 264H264V213L261 211V209H264L263 207H264V205H263V203L261 204ZM50 202V201H49ZM66 202H67V200H66ZM156 202V201H155ZM228 202V204H229V201H227ZM235 202V201H234ZM245 202V201H244ZM257 202V201H256ZM61 203V202H60ZM60 203H59V205H60ZM160 202H158V204H159ZM196 203V202H195ZM233 203V202H232ZM247 202H245V204H246ZM252 203H254V202H252ZM258 203V202H257ZM33 204H35V203H33ZM48 204V203H47ZM189 204V203H188ZM197 204V203H196ZM219 204V203H218ZM244 204V203H243ZM248 204V203H247ZM48 205H51V204H48ZM58 205V206H59ZM64 205H66V203L64 204ZM231 205V204H230ZM240 205H242V204H240ZM250 205V204H249ZM248 205V206H249ZM33 206V205H32ZM52 206H53V204H52ZM52 206H50L51 208L50 209H52ZM84 207L83 209L84 210H81V208L80 207ZM182 206H184V205H182ZM191 205H189V208H191L190 207ZM66 207V206H65ZM193 207V206H192ZM198 207V206H197ZM219 207H221V206H219ZM48 208V207H47ZM46 208V209H47ZM194 208V207H193ZM192 208V209H193ZM222 208V207H221ZM238 208H240V206L238 207ZM53 209L55 210V208L53 207ZM52 209V212L54 211ZM58 209V208H57ZM56 209V210H57ZM88 209V208H87ZM185 209V208H184ZM192 209H190V212L189 213H192L193 211H194V209L192 210ZM216 209H218V208H216ZM49 210V209H48ZM48 210H46V212L48 211ZM65 210V211H64ZM68 210V211H67ZM122 209H115V208H107V207H104V206H102V205H100V212H99V214L97 215V216H95V218H92V219H95L94 221H96V220H99L100 221V217L99 216H101L103 213H110V214H108L109 215V217L113 220V221H116V220H118L117 219V217H118V215L122 212L121 211ZM186 210V209H185ZM238 210L239 209H236V211L238 212ZM50 211L51 210H49L48 212L50 213ZM125 210H123V212H124ZM132 211V210H131ZM135 211V210H134ZM184 211V210H183ZM182 211V212H183ZM192 211V212H191ZM235 211V212H236ZM264 211V210H263ZM47 212V213H48ZM59 212V211H58ZM186 212V211H185ZM199 212H201V211H199ZM215 212H216V210H215ZM214 212V213H215ZM220 213H225V212H221V211H219ZM218 212V213H219ZM241 212V209H240V211H239V213ZM256 212V211H255ZM127 212L125 211V214H126ZM133 213V212H132ZM203 213V212H202ZM46 214V213H45ZM124 213H123V215H125ZM186 214V213H185ZM193 214V213H192ZM191 214V215H192ZM216 214V213H215ZM56 216V218H54V216ZM60 215H63V213L62 214H60ZM89 215H90V213H89ZM106 215V214H105ZM105 215H102L103 217L105 216ZM127 215H129V213H127ZM134 215H136V214H134ZM133 215V217H135ZM145 215V214H144ZM152 215V214H151ZM204 215V214H203ZM212 215V214H211ZM214 215V214H213ZM220 215V214H219ZM224 215H226V214H224ZM132 216V215H131ZM150 216V215H149ZM198 216H200V215H198ZM197 216V217H198ZM202 216V215H201ZM215 217H211L212 219L213 218H215V219H210V221H211V224L213 223V226L210 224V226H212V227H215L214 226V224H218L219 222H220V219H221V217H218V218H216L217 216H218V214H217V216L216 215H214ZM230 216V215H229ZM243 216H244V218H243ZM62 217V216H61ZM92 217V216H91ZM102 217V218H103ZM105 217H107V216H105ZM108 217V218H109ZM119 217H120V215H119ZM137 217V216H136ZM234 218H235V214H234V216H233ZM232 217V218H233ZM90 218V217H89ZM109 218V219H110ZM138 218V217H137ZM143 218V217H142ZM158 218V217H157ZM200 218V217H199ZM203 218V217H202ZM206 218V217H205ZM227 218V217H226ZM226 218H225V220H226ZM231 218V217H230ZM229 218V219H230ZM141 218H139V220H140ZM151 219V218H150ZM201 219V218H200ZM208 219V218H207ZM104 220V219H103ZM107 220V218L105 219V221ZM132 220V219H131ZM138 220V221H139ZM142 221L144 220V219H141ZM148 220V219H147ZM205 220V219H204ZM237 220V221H236ZM89 221H90V219H89ZM94 221H92V222H94ZM102 221V220H101ZM133 222H135L134 220H132ZM142 221H140V222H142ZM155 221V220H154ZM208 221V220H207ZM60 222H64L63 224H65L66 225V227H67V229H69V230H67V231H72V236H71V241H68V239H69V237H68V239L66 240V238H64L67 242H65V240H63V236L64 235H62V237L61 236H59L58 235V231H57V229L59 228V226L61 225L62 226V224H60ZM144 222V221H143ZM142 222V223H143ZM147 222V221H146ZM148 222H149V220H148ZM147 222V223H148ZM151 223H152V219H151V221H150ZM149 222V223H150ZM190 222V221H189ZM101 223V222H100ZM135 223H137V222H135ZM142 223H139V228H142L143 230L145 229V228H143L144 227V225L142 224ZM147 223H146V225H147ZM148 223V225H150V227H151V224H149ZM156 223H158V222H156ZM192 223V222H191ZM191 223H189V225L191 224ZM210 223V222H209ZM95 224V223H94ZM94 224H92V225H94ZM103 224H104V221H103ZM102 224V225H103ZM140 224H142L143 225V227H140ZM153 224V223H152ZM155 224V223H154ZM159 224H161L160 222H159ZM163 224V223H162ZM166 224V223H165ZM198 224V223H197ZM223 224V223H222ZM40 225V224H39ZM91 225V226H92ZM97 225H98V223H97ZM124 226H125V224H123ZM147 225V226H148ZM164 225V224H163ZM167 225V224H166ZM165 225V227H168V226H166ZM195 225H196V223H195ZM200 225V224H199ZM204 225V224H203ZM203 225H200L201 227H203ZM220 225V224H219ZM224 225V224H223ZM86 226V225H85ZM89 227H90V225H88ZM101 226V225H100ZM99 226V227H100ZM128 226V225H127ZM134 226V225H133ZM160 226H162V225H159V226H157L158 228H162L163 229V227L164 226H162V227H160ZM173 226V225H172ZM185 226V225H184ZM184 226H183V228H184ZM193 226H194V224H193ZM197 226V225H196ZM209 226V227H210ZM82 227H83V229H82ZM87 227V226H86ZM146 227V226H145ZM150 227H148L149 229H151V231L154 233V231L152 230L153 228H156V226L154 225V227H152V228H150ZM164 227V228H165ZM199 227V226H198ZM217 227V226H216ZM223 227V226H222ZM221 227V228H222ZM72 228H74L73 230H72ZM95 228H96V226H95ZM135 228V227H134ZM158 228H156V229H158ZM169 228V227H168ZM176 228H177V226H176ZM190 228V227H189ZM194 228H195V226H194ZM206 228V227H205ZM218 228H220L219 226H218ZM247 228H254V231H252V232H248L247 231V234L248 235H251V241L249 240V236L246 238V240H245V233L243 232L245 229H247ZM62 229V228H61ZM64 229H65V227H64ZM141 229V230H142ZM156 229H154V230H156ZM182 229V228H181ZM184 229H188L187 228V226H186V228H184ZM183 229V231H185L186 232V230H184ZM203 229V228H202ZM213 229V228H212ZM211 229V231H212V233L216 236V234H215V231L214 230H212ZM63 230V229H62ZM61 230V231H62ZM78 230V229H77ZM90 230V229H89ZM93 230V229H92ZM124 230V229H123ZM140 230V232H142ZM148 229H146V230H144V232H145V234H142V235H146L147 234V231ZM173 230H174V228H173ZM172 230V231H173ZM190 230H192L191 228L189 229V230H187V231H189L190 232ZM206 230V229H205ZM48 231V230H47ZM65 231H66V229H65ZM85 231V230H84ZM94 231V230H93ZM165 231L167 232V231H169L168 229H166L165 228ZM171 231V232H172ZM193 231V230H192ZM78 232V231H77ZM96 232H97V230H96ZM123 232V231H122ZM136 232V231H135ZM139 232V233H140ZM151 232V233H152ZM162 232H164L163 230H162ZM204 232V231H203ZM220 232H221V230H220ZM68 233V232H67ZM131 233V232H130ZM152 233V234H153ZM168 233V232H167ZM183 233V232H182ZM193 233H195L194 231H193ZM192 233V234H193ZM206 233H208L207 231H206ZM222 233V232H221ZM85 234V233H84ZM89 234H91V233H89ZM88 234V235H89ZM141 234H139V235H141ZM175 234V233H174ZM180 234V233H179ZM178 234V235H179ZM185 235H186V233H184ZM183 234V235H184ZM188 234H191V233H188ZM187 234V235H188ZM202 234H205V233H202ZM76 235H77V233H76ZM165 235H166V233H165ZM164 235V236H165ZM184 235V237H186ZM194 235V234H193ZM195 235H196V233H195ZM208 235V234H207ZM209 235H211V233H209ZM243 235H244V237H243ZM48 236H49V234H48ZM85 236H87V235H85ZM96 236H97V233H96ZM96 236L94 235L93 237H95L96 238ZM124 237H128V232L126 231L125 233H124V235H123ZM162 236H163V233H162ZM169 234L167 235V237H168V239H169ZM180 236V235H179ZM190 236V235H189ZM189 236H187V237H189ZM202 236V235H201ZM223 236V235H222ZM72 237H73V239H72ZM81 237V238H80ZM118 237V236H117ZM129 237L131 238L132 236H130L129 235ZM128 237V238H129ZM143 237V236H142ZM183 237V238H184ZM206 238H207V236H205ZM204 237V238H205ZM80 238V239H79ZM90 238H91V235H90ZM113 238V237H112ZM137 238V237H136ZM139 238H140V236H139ZM139 238H137V241L139 240ZM147 238L148 237H146V239H145V237H144V239L145 240H147ZM162 238V237H161ZM181 238H182V236H181ZM190 238V237H189ZM200 238H202V237H200ZM212 238V239H211ZM94 239V238H93ZM97 239V238H96ZM143 239V238H142ZM148 239H150V238H148ZM164 239V238H163ZM188 239V238H187ZM186 238H185V241L187 240ZM197 239H199V237H197ZM248 239V240H247ZM90 240H92V238L90 239ZM109 240V239H108ZM110 240H113V239H110ZM109 240V241H110ZM150 240H152V239H150ZM150 240H149V242H150ZM153 240H155V238L153 239ZM160 240V239H159ZM183 240V239H182ZM181 239H180V244L182 243V244H185V241H182ZM189 240V239H188ZM202 240H204V242H205V244H204V247H202L203 249L202 250H200L199 252H197L198 251V249H196L197 251H195V252H197L195 255H193V260H194V262H193V264H207V263H203V261L205 260H203L202 258L206 255L207 256V254L209 253H211V249H212V244L211 243H213V242H216V240L214 239V237H210V238H208V239H203L202 238ZM205 240H207V241H205ZM211 240V241H210ZM141 240H139L138 242H140ZM148 241V240H147ZM177 241H179L178 240V238H177ZM182 241V242H181ZM194 241V240H193ZM195 241L196 242H198L196 239H195ZM111 242V241H110ZM114 242V241H113ZM119 242V243H118ZM138 242H137V244H138ZM142 242V241H141ZM146 242V241H145ZM149 242H148V244H149ZM165 242H166V240H164V244H165ZM175 243H177L176 242V240L174 241ZM194 243V244H197V243ZM150 243H152V241L150 242ZM161 243V242H160ZM159 242H158V245L160 244ZM175 243H174V245H175ZM190 243H191V241H190ZM96 244V243H95ZM94 244V245H95ZM113 245H114V243H112ZM141 244V243H140ZM145 244H147V242L145 243ZM163 244V245H164ZM202 244V243H201ZM215 244V243H214ZM225 244H228L229 246H226ZM234 244H241V245H243L244 247H243V250H238L235 246L236 245H234ZM142 245H144V243L142 244ZM138 246V247H140V249H141V247H143L144 248V246ZM161 246H162V244H160ZM171 245V244H170ZM169 244H168V246H170ZM178 245V244H177ZM176 245V246H177ZM198 245H200V244H198ZM215 245H217V243L215 244ZM231 245V246H230ZM234 245V246H233ZM156 247H157V245H155ZM161 246H159V248H161ZM179 247L180 246H182V245H178ZM177 246V248L179 249V247ZM192 246H194V245H192ZM197 246V245H196ZM200 246H203V245H200ZM219 244L217 245V248H219L220 247V249H219V251H222V249H221V246H219ZM222 246V248H223V251H224V247ZM145 247H146V245H145ZM164 247H166V246H164ZM170 247H172V246H170ZM183 247H184V245H183ZM182 247V248H183ZM190 247V246H189ZM189 247H186V248H189ZM232 248V249H234V247L237 249V250H229L230 248ZM237 247H239V245L237 246ZM241 247V246H240ZM248 247H253V248H255L256 250H254L253 248H252V250H254L253 252L252 251H249L248 249H245V248H248ZM192 248V247H191ZM156 249H158V247L156 248ZM162 249V248H161ZM199 249H201L200 247H199ZM186 250V249H185ZM164 251V250H163ZM176 251V250H175ZM175 251H174V253H175ZM179 251V250H178ZM178 251H176V252H178ZM187 251H190V249L188 250L187 249ZM187 251H185V253L187 252ZM257 251V252H256ZM194 252V253H195ZM225 252V251H224ZM224 252H222V253H224ZM182 253V252H181ZM180 253V254H181ZM219 253V252H218ZM136 254V255H135ZM169 254H171V253H169ZM179 254V255H180ZM193 254V253H192ZM212 254H214V251H213V253ZM215 254L214 255H212V256H214L215 257ZM151 255H153V253H151ZM159 255V254H158ZM186 255V254H185ZM211 255V254H210ZM258 255H261V259L259 260V261H256L255 260V258L258 256ZM155 256V255H154ZM157 256V255H156ZM156 256L155 257H153L154 259L156 258ZM160 256V255H159ZM158 256V257H159ZM168 256V255H167ZM183 256V255H182ZM191 256V255H190ZM181 257V256H180ZM214 257H213V259H214ZM151 258V257H150ZM149 258V259H150ZM152 258V259H153ZM167 258H170V257H167ZM166 258V259H167ZM182 258V257H181ZM187 258H189V257H187ZM186 258V259H187ZM204 258H206V257H204ZM207 258H209L208 260L210 261L211 259H212V257H207ZM164 259V258H163ZM162 259V260H163ZM173 259V258H172ZM140 260V259H139ZM158 260H160V258L158 259ZM191 260V264H192V259H190ZM202 260V261H201ZM145 261V260H144ZM148 261V260H147ZM169 260H167V262H168ZM180 261H182V262H180V263H183V260H180ZM159 262H161V264H163L162 263V261H159ZM171 262V261H170ZM178 262V261H177ZM186 262V260H184V263ZM211 262V261H210ZM148 263V262H147ZM153 263H155V261L153 262ZM151 264V263H150ZM157 264V263H156ZM167 264V263H166ZM185 264H188V262L187 263H185ZM208 264H210L209 262H208Z\"/></svg>",
	"mask_w": 264,
	"mask_h": 264
},
{
	"label": "water",
	"instance_id": "95a60500",
	"mask_svg": "<svg viewBox=\"0 0 264 264\" xmlns=\"http://www.w3.org/2000/svg\"><path fill=\"white\" fill-rule=\"evenodd\" d=\"M83 1V0H81ZM100 1L99 4H97V6L95 7V9H97V11H93L96 14L100 15L102 20H110V21H114V13L112 11V6L114 3H112L113 1H118V0H98ZM85 9L80 8L77 13H81L82 11H84ZM100 28V27H99ZM101 29V28H100Z\"/></svg>",
	"mask_w": 264,
	"mask_h": 264
}]
</instances>
